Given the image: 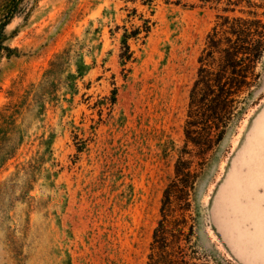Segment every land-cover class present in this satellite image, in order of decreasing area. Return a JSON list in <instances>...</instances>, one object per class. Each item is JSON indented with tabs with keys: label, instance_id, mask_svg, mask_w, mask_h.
<instances>
[{
	"label": "rangeland",
	"instance_id": "374dc122",
	"mask_svg": "<svg viewBox=\"0 0 264 264\" xmlns=\"http://www.w3.org/2000/svg\"><path fill=\"white\" fill-rule=\"evenodd\" d=\"M245 1L234 14L264 13V0H251L253 7ZM11 3L0 0V21ZM228 6V0H157L153 12L141 0L22 1L5 42L19 54L0 51V108L39 85L71 43L96 64L73 101L62 84L45 120L31 124L18 155L0 170V183L7 182L0 189V264H147L163 220L174 256L184 250L194 264H241L214 226L213 200L264 106V56L256 86L241 94L246 100L236 103L227 126H192L197 143L186 134L200 57ZM141 15L154 24L146 38L130 41L136 60L124 70L123 27L141 24ZM71 57L67 71L76 69ZM116 86L111 106L106 97ZM51 131L55 184L43 172L27 189L16 167L43 151ZM75 133L88 139L81 153Z\"/></svg>",
	"mask_w": 264,
	"mask_h": 264
},
{
	"label": "trees",
	"instance_id": "16d2710c",
	"mask_svg": "<svg viewBox=\"0 0 264 264\" xmlns=\"http://www.w3.org/2000/svg\"><path fill=\"white\" fill-rule=\"evenodd\" d=\"M23 0H12L11 6L0 21V51L6 55L19 54L18 50L5 44L7 40L6 28L19 11ZM213 0H205L210 2ZM221 1V0H215ZM244 0H228V7L219 14L217 22L212 31L208 34L206 47L200 57V68L191 91V110L186 134L190 141L197 143L193 138L194 129L192 126L212 128V124L219 130L226 127L236 109V103L244 102L246 97L241 94L246 91L250 93L256 86L260 75L256 71L258 64L264 56V13L257 10L242 11V15L234 14L239 3ZM153 12L157 0H141ZM166 3L182 4L184 0H165ZM248 7H253L251 0L245 1ZM262 8V7H261ZM137 9L128 14L129 18H135ZM233 13V14H230ZM262 14V15H261ZM141 24H133L132 27L124 25V32L121 35V51L119 54L120 65L125 70L127 64L136 60L135 52L130 41L132 39L146 38L152 30L153 22L150 18L141 15ZM71 43L62 52L58 53L50 63L43 80L39 85L30 87L22 97L16 101H10L0 108V170L14 159L25 142L28 130L34 122L44 121L48 104L59 100L58 93L62 84L66 88V94L71 95L69 101H73L80 91L79 81L83 80L86 74L96 64V59L90 64L87 63L78 49L73 48ZM72 53L76 57L75 70L69 69L72 62ZM68 72V73H67ZM66 74V75H65ZM65 95V94H64ZM118 88L114 87L112 94L106 100L115 105L117 102ZM67 96V95H66ZM241 98V99H240ZM194 119V120H193ZM75 146L78 153L87 149L88 139H83L79 134L74 135ZM55 133L50 132L48 137L41 141L42 152L28 161L20 162L17 165L15 176L23 173L25 183L32 187L38 176L46 172L47 179L55 184L59 171H52L55 166L53 157V144ZM210 141V138L208 139ZM50 163V167L46 164ZM20 167V168H19ZM52 176L54 180H52ZM7 182L0 183V189ZM165 220L160 222L154 232L152 252L147 264H194L190 263L184 256V250L180 251V257L170 252L171 239L169 231L165 228ZM179 240V241H178ZM175 243L181 249V238ZM174 241V240H173ZM196 264V263H195Z\"/></svg>",
	"mask_w": 264,
	"mask_h": 264
},
{
	"label": "crops",
	"instance_id": "0c3cea01",
	"mask_svg": "<svg viewBox=\"0 0 264 264\" xmlns=\"http://www.w3.org/2000/svg\"><path fill=\"white\" fill-rule=\"evenodd\" d=\"M253 131L213 200L214 226L241 264H264V106Z\"/></svg>",
	"mask_w": 264,
	"mask_h": 264
},
{
	"label": "bare ground",
	"instance_id": "6f19581e",
	"mask_svg": "<svg viewBox=\"0 0 264 264\" xmlns=\"http://www.w3.org/2000/svg\"><path fill=\"white\" fill-rule=\"evenodd\" d=\"M259 132H260V130H259Z\"/></svg>",
	"mask_w": 264,
	"mask_h": 264
}]
</instances>
